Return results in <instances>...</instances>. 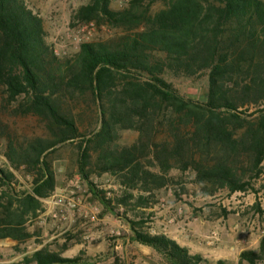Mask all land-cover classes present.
<instances>
[{"label": "trees", "instance_id": "trees-1", "mask_svg": "<svg viewBox=\"0 0 264 264\" xmlns=\"http://www.w3.org/2000/svg\"><path fill=\"white\" fill-rule=\"evenodd\" d=\"M88 22L112 34L59 56L28 0H0V240L21 254L10 264L89 263L82 249L65 256L83 225L43 244L45 227L29 224L76 174L100 216L126 223L129 241L162 264H207L152 232L156 209L169 188L173 202L245 194L264 172V0H85L70 24ZM169 77L205 80L206 100ZM124 131L137 135L124 143ZM106 177L116 189L101 186ZM32 238L39 248H21ZM238 263L264 264V236Z\"/></svg>", "mask_w": 264, "mask_h": 264}, {"label": "rangeland", "instance_id": "rangeland-1", "mask_svg": "<svg viewBox=\"0 0 264 264\" xmlns=\"http://www.w3.org/2000/svg\"><path fill=\"white\" fill-rule=\"evenodd\" d=\"M28 1L34 10L43 17L45 26L49 32L48 42L52 43L53 49L55 47L57 51L56 54L59 56H66L76 51L78 48L76 46L78 44V39L80 38L81 41L86 39L85 35L79 32V29L83 27H73L70 24L72 11L79 5L85 3V0ZM123 1L125 0H113V6H120ZM82 25L83 24L80 26ZM111 34L112 31L105 25L96 26L93 40L96 41L98 38H103ZM168 81L172 83L173 87L177 89L180 94L195 100H206L207 89L205 80L199 83H193L189 79L169 77ZM136 135V132L124 131L122 141L124 143H129L135 139ZM3 147L4 145H0V164H5V158L2 154ZM64 169V164H56L58 174L62 175ZM18 175L20 176V174ZM19 178L22 184H24V187H29L27 181L21 176ZM106 178H102V183L104 184H101V186L103 188L116 189L114 180L109 177ZM64 185V181H59L58 187ZM253 187L254 190H250L245 194H229L227 191L222 190L214 197H203L200 194H193L184 195L181 201L173 202L170 200L169 209L160 206L156 209V217L153 224V226H155V231L159 228L176 239L182 236H184V238H189L190 242L193 243V246L188 245L190 251L193 253H200L207 260V264H217L218 261H223V264H239V254L243 250L256 249L261 237L264 236V172L254 183ZM89 196L90 193L87 192L85 198L90 200L88 198ZM256 201L260 202V206L263 210L262 214L255 211L253 207ZM178 208L182 209V215L176 214ZM224 209H227L229 212L226 217L223 216ZM173 214L177 215L176 222L170 224L167 222V219ZM195 216L199 218V221L191 222L192 218ZM114 219L117 220L116 224L112 222ZM155 220H160L162 222L157 223ZM105 222L107 226H109L108 230H110V228L113 230L117 228L118 225L123 224L122 238L123 235H126V237L128 236V225L113 216L107 221H104L103 224L94 227V230L97 229L96 234L100 232ZM29 224H41L45 227L44 234L39 237L44 240L43 244L52 241L54 238L61 237L56 236L59 230L53 227V222L49 215L45 213L36 221L29 222ZM184 228L187 230L184 231ZM212 233H217L224 245L220 246L217 243L212 245L204 243L200 245L198 243V240L202 237ZM100 235L102 238L100 237L97 241L91 243V246H99L103 243L102 241L107 243L109 235ZM15 245V241L9 239L0 240V264H10L12 261L18 260L21 257V254L16 251ZM39 247L40 244L36 243L35 238L21 245V248L28 252ZM83 248L84 247L80 246L78 243H72L65 253V256H75ZM108 250L109 248L105 251ZM120 253H122L121 255L123 256H127L126 259L123 257L120 264H134V261L138 258V253L134 251V247L131 246L130 243L128 245H123ZM146 257L148 260L146 258L144 260L137 259L139 262L138 264H162L160 257L155 253L146 255ZM98 263H101V260H99Z\"/></svg>", "mask_w": 264, "mask_h": 264}, {"label": "built area", "instance_id": "built-area-1", "mask_svg": "<svg viewBox=\"0 0 264 264\" xmlns=\"http://www.w3.org/2000/svg\"><path fill=\"white\" fill-rule=\"evenodd\" d=\"M79 27H83L79 29V32L85 35L86 39L82 41L80 38L78 39V44L76 45L78 48L82 43H87L93 40V36L96 32V25L94 22H88ZM54 52L55 54L57 52L55 47ZM64 184L65 185L62 187L57 186L55 194L45 200L47 204V211L45 214L49 215L51 221L53 222V227L59 230V233L58 235L56 234V236H62L64 233L75 229L76 224L79 223L80 225H83V231L81 233L82 241L87 244L97 241L100 236L94 232V227L103 224L104 220L107 221L111 216H100L101 207L85 198L87 189L82 184L79 174L74 175V177ZM172 197L173 192L171 188H169L161 197L160 207L169 209ZM176 214L182 215V209L178 208ZM176 214H173L168 218V223L174 224L176 222ZM197 221H199L197 216L193 217L191 220V222ZM123 227L124 225L120 224L117 228L110 232V235L115 236L112 240L113 245L119 244ZM183 230L186 231L187 229L184 228ZM152 232H155V230L153 229ZM198 243L200 245L204 243L208 245L215 243L220 246L224 245L217 233H212L202 237L198 240ZM134 264H138L137 259L134 261Z\"/></svg>", "mask_w": 264, "mask_h": 264}, {"label": "crops", "instance_id": "crops-1", "mask_svg": "<svg viewBox=\"0 0 264 264\" xmlns=\"http://www.w3.org/2000/svg\"><path fill=\"white\" fill-rule=\"evenodd\" d=\"M155 217H156V215H155ZM155 221L157 223L162 222L160 220H155ZM112 222L114 224H116L117 220L114 219V220H112ZM108 229H109V226H107V223L105 222V224L100 229L98 236H100L102 238V236L100 234L109 235L112 229L111 228H110V230H108ZM127 230H128V228H127ZM94 232L96 233L97 229H95ZM165 233L167 235H169L167 232H165ZM129 235L130 234H128L127 237L120 238L118 245H113L110 243V241H107V243H105V241H102L103 243H101L99 246H91L90 244L81 242L80 246L84 247L82 250L85 253L84 254V258H85L84 262H89L87 264H120L121 260H123V257L125 259L127 257L126 255L123 256V255H121L122 253H120L122 246L128 245L129 243L131 246L134 247V251L138 253V258H137L138 260L139 259L144 260L145 258L148 260L146 255L153 253L152 250L145 245H140L137 243L130 242L129 241ZM170 237H172L174 240H176L181 245H184L187 247H188V245L193 246V243L190 242L189 238H186V237L184 238V236H182L181 238L179 237V239L178 238L176 239L173 236H170ZM87 245H89V246H87ZM107 248H109V250L105 251ZM102 251H104V252H102ZM99 260H101V263H98Z\"/></svg>", "mask_w": 264, "mask_h": 264}]
</instances>
